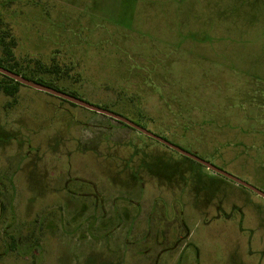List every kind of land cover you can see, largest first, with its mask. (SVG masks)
Masks as SVG:
<instances>
[{"label": "rangeland", "instance_id": "rangeland-1", "mask_svg": "<svg viewBox=\"0 0 264 264\" xmlns=\"http://www.w3.org/2000/svg\"><path fill=\"white\" fill-rule=\"evenodd\" d=\"M0 24L20 73L264 193V0H0ZM0 264H264V199L21 84L0 92Z\"/></svg>", "mask_w": 264, "mask_h": 264}, {"label": "water", "instance_id": "water-1", "mask_svg": "<svg viewBox=\"0 0 264 264\" xmlns=\"http://www.w3.org/2000/svg\"><path fill=\"white\" fill-rule=\"evenodd\" d=\"M0 74L18 82L19 84H22L24 86H27V87H30V88H33L37 91H40V92H44V93H47L49 95H52V96H56L58 98H61L62 100H65L69 103H72L74 105H78V106H81V107H84V108H87L93 112H96V113H99V114H102L106 117H109L113 120H116L117 122H120V123H123L127 126H129L130 128L138 131L139 133L141 134H144L150 138H153L154 140L162 143L163 145L175 150L176 152L182 154L183 156L193 160L194 162L206 167L207 169L215 172L216 174H219L231 181H233L234 183L238 184V185H241L249 190H251L252 192L256 193L257 195H259L260 197H262L264 199V193L261 192L260 190L254 188L253 186L247 184L246 182H243L241 181L240 179L216 168L215 166L209 164L208 162L204 161L203 159L193 155V154H190L182 149H180L179 147L165 141L164 139L152 134V133H149L148 131L144 130L143 128H141L139 125L135 124L134 122H132L131 120L125 118V117H122L114 112H111L109 110H106V109H103V108H100V107H97V106H94L92 104H89L85 101H82L80 99H78L77 97H74L68 93H64V92H61L59 90H56L54 88H51L49 86H46V85H43V84H39V83H36V82H33L31 80H28L26 78H24L23 76L19 75V74H16L2 66H0Z\"/></svg>", "mask_w": 264, "mask_h": 264}, {"label": "trees", "instance_id": "trees-1", "mask_svg": "<svg viewBox=\"0 0 264 264\" xmlns=\"http://www.w3.org/2000/svg\"><path fill=\"white\" fill-rule=\"evenodd\" d=\"M15 47V40L14 38H12L10 36V32L7 30H3L2 25L0 24V53H1V57H0V66L16 73L19 74L21 76H23L24 78L31 80L33 82L39 83V84H43L46 86H49L51 88H54L56 90H59L61 92L66 93L63 90H60L59 88L55 87L53 85V83L45 81L41 78H35L33 76H28L25 73H20L17 69H16V63L13 65L12 61H14V54H13V49ZM0 77L2 78V82L0 83V92L5 93L8 96H12L15 95L17 92L18 87L21 85L18 82L0 74ZM72 96L75 97V95L73 93H68ZM74 105V104H72ZM120 123V122H119ZM121 125H124L126 127H129L123 123H120ZM193 161V160H192Z\"/></svg>", "mask_w": 264, "mask_h": 264}]
</instances>
